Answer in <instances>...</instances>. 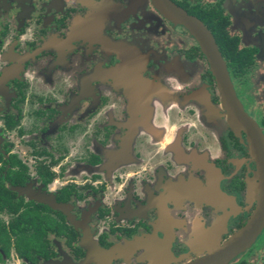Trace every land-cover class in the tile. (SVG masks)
<instances>
[{
	"label": "flooded vegetation",
	"instance_id": "obj_1",
	"mask_svg": "<svg viewBox=\"0 0 264 264\" xmlns=\"http://www.w3.org/2000/svg\"><path fill=\"white\" fill-rule=\"evenodd\" d=\"M168 1L212 35L247 121L158 0H0V264H264V0Z\"/></svg>",
	"mask_w": 264,
	"mask_h": 264
},
{
	"label": "water",
	"instance_id": "obj_2",
	"mask_svg": "<svg viewBox=\"0 0 264 264\" xmlns=\"http://www.w3.org/2000/svg\"><path fill=\"white\" fill-rule=\"evenodd\" d=\"M158 3L165 13L175 18L178 22L184 24L191 30L192 34L197 39L202 51L208 58V61L210 63V70L220 86L225 101L227 102L229 107H231V109H233L234 111L238 110L240 117L244 118L245 121H247V118L243 114L244 112L242 110V107L237 100V97L232 88L226 65L210 32L198 20L191 16H188L185 12L174 6L168 0H158ZM252 131L255 132L254 134L252 132L251 133L253 135V148L257 155L260 175L259 178L261 182L260 201L257 210L251 219L250 228L248 230L249 233H252L251 235H254V233L260 230L264 225V146L261 137H259L258 131ZM249 238L252 237L248 236V239ZM237 247L234 248L233 251H235L236 249L238 250Z\"/></svg>",
	"mask_w": 264,
	"mask_h": 264
},
{
	"label": "trees",
	"instance_id": "obj_3",
	"mask_svg": "<svg viewBox=\"0 0 264 264\" xmlns=\"http://www.w3.org/2000/svg\"><path fill=\"white\" fill-rule=\"evenodd\" d=\"M1 202V199H0ZM0 210L1 204H0ZM17 212V209L14 210ZM33 220L32 214H23L21 215L14 223L10 224L11 229L15 232L16 239V249L19 253L25 254L29 251H39L43 247V240L41 238V233L39 232L40 227L32 223H26ZM31 225L35 229V232H32L31 238L28 236L27 228Z\"/></svg>",
	"mask_w": 264,
	"mask_h": 264
},
{
	"label": "rangeland",
	"instance_id": "obj_4",
	"mask_svg": "<svg viewBox=\"0 0 264 264\" xmlns=\"http://www.w3.org/2000/svg\"><path fill=\"white\" fill-rule=\"evenodd\" d=\"M253 108H254L253 111H254L256 114H260L261 112L264 111V102L261 103V104H258V105H257L256 103H253ZM19 145H20V144H19ZM15 150L18 151L21 155L24 154V147H22V145H20L19 147H17ZM23 156H24V155H23ZM78 168H79V166H77V165H75V166L72 168V173H73V175H75L76 171H79ZM80 170H81V172H88V171H90L89 169H87V168H85V167H84V169L81 168ZM27 191H28V193H29L30 190L28 189ZM22 192H24V191H22ZM25 192H26V191H25ZM26 193H27V192H26ZM82 243H83V244H86V246H87L88 248L90 247V249L93 250V251L102 252L101 250H99V249L97 248L96 242H95V240H94L93 238L85 239V240L82 241ZM56 245L58 246V243H56ZM102 253H103V252H102ZM101 255L103 256V254H101ZM62 256H63V257H61V258H62V261H61L60 263H61V264H69V263H70L69 258H67V256L64 255L63 253H62ZM60 263H58V262H53V264H60ZM103 264H106V263H103Z\"/></svg>",
	"mask_w": 264,
	"mask_h": 264
}]
</instances>
